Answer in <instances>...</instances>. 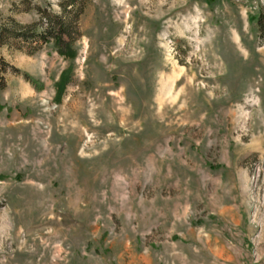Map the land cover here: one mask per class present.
<instances>
[{
	"label": "rangeland",
	"instance_id": "rangeland-1",
	"mask_svg": "<svg viewBox=\"0 0 264 264\" xmlns=\"http://www.w3.org/2000/svg\"><path fill=\"white\" fill-rule=\"evenodd\" d=\"M69 12L71 56L7 34ZM1 42L0 264H264V0H0Z\"/></svg>",
	"mask_w": 264,
	"mask_h": 264
},
{
	"label": "trees",
	"instance_id": "trees-1",
	"mask_svg": "<svg viewBox=\"0 0 264 264\" xmlns=\"http://www.w3.org/2000/svg\"><path fill=\"white\" fill-rule=\"evenodd\" d=\"M79 13H67L66 18H49L48 27L44 33L32 34L30 36L24 33H10L7 34L13 36L16 40H22L24 43H48L51 40L55 42L57 47L59 48V54L62 56H71V44H72V34L75 31L76 26H74L73 22H76ZM67 20H71L70 22ZM262 23L260 27H262ZM263 28V27H262ZM2 38V37H1ZM5 42H1L0 45H5ZM66 84V80H63V85H60V88Z\"/></svg>",
	"mask_w": 264,
	"mask_h": 264
}]
</instances>
